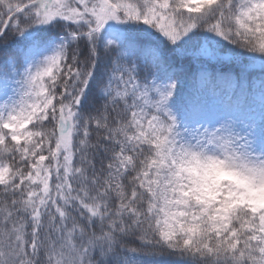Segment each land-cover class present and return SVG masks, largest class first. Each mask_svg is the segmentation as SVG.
<instances>
[{"label":"snow or ice","instance_id":"obj_1","mask_svg":"<svg viewBox=\"0 0 264 264\" xmlns=\"http://www.w3.org/2000/svg\"><path fill=\"white\" fill-rule=\"evenodd\" d=\"M0 264H264V0H0Z\"/></svg>","mask_w":264,"mask_h":264},{"label":"trees","instance_id":"obj_2","mask_svg":"<svg viewBox=\"0 0 264 264\" xmlns=\"http://www.w3.org/2000/svg\"><path fill=\"white\" fill-rule=\"evenodd\" d=\"M25 2H26V0H25ZM48 127H51V125H48Z\"/></svg>","mask_w":264,"mask_h":264}]
</instances>
